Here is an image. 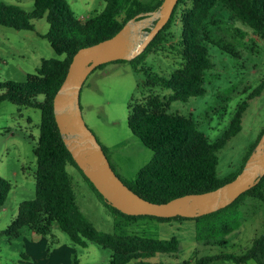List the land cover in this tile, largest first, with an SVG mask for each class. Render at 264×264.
Returning a JSON list of instances; mask_svg holds the SVG:
<instances>
[{
  "label": "trees",
  "instance_id": "obj_1",
  "mask_svg": "<svg viewBox=\"0 0 264 264\" xmlns=\"http://www.w3.org/2000/svg\"><path fill=\"white\" fill-rule=\"evenodd\" d=\"M162 1L105 0L102 10L82 18L75 13L68 0H35L31 11L25 10L20 4L0 0L2 25L16 29H35L33 19L45 17L49 29L44 37L59 55L43 58L36 71L29 73L25 81H0V90L3 91L0 93V102L9 100L41 111L40 134L34 147L37 161L36 195L33 199L20 202L16 217L1 231L2 234L18 237L21 229L27 226L45 235L52 233L56 226L66 232L74 244L86 247L89 242H96L110 248L113 253L109 264H129L133 260L137 263L164 264L145 259L159 252L176 254L180 250V239L175 235L160 238L99 230L76 201L73 180L67 170L68 164L75 165L80 170L99 200L113 215L127 221L144 217L160 221L195 219L197 240H205L210 244L225 243L220 237H225L240 225L236 214L240 202L246 197L251 196L264 203L262 176L255 186L243 192L231 204L201 216L127 214L104 198L67 148L55 118L53 99L66 77L74 54L81 47L114 35L127 20L141 12L157 9ZM219 2L264 39V0H179L169 21L143 52L131 60H114L128 61L137 73L144 75L138 85L169 91L167 95L152 91L144 100L132 99L129 103L128 125L154 154L134 179L123 181L136 193L151 201L164 202L186 193L208 191L232 180L241 171L264 132L263 129L238 172L219 176L218 152L230 137L241 130L242 118L249 102L244 100L239 103L229 128L216 140H211L192 116L170 111L172 102L187 101L206 92V72L214 66L208 54L210 43L223 42L222 45L219 44L220 47L238 55L234 45L222 37H213L208 30V20L214 15L213 9ZM181 4L180 66L169 74H161L151 67L141 66L147 54L167 39L168 30L178 17ZM104 65L105 63L98 67ZM263 87L264 81L249 97L259 95ZM103 148L107 153L106 148ZM111 165L117 172L112 162ZM117 174L119 175L118 172ZM11 188V182L0 176V207L4 205ZM216 235L220 237L215 238ZM218 260H232L237 264L254 260L258 264H264V230L242 253L218 252L198 257L193 263L184 260L178 264H209ZM77 263L78 259L75 258L74 264Z\"/></svg>",
  "mask_w": 264,
  "mask_h": 264
},
{
  "label": "rangeland",
  "instance_id": "obj_2",
  "mask_svg": "<svg viewBox=\"0 0 264 264\" xmlns=\"http://www.w3.org/2000/svg\"><path fill=\"white\" fill-rule=\"evenodd\" d=\"M20 4L25 10L34 9L35 0H4ZM155 2L157 0H145ZM75 13L82 18L93 15L105 6V0H68ZM178 17L168 30L167 39L153 48L141 66L151 67L161 74H169L182 62L180 49L181 20ZM208 20V30L234 45L235 55L215 41L208 45V54L214 66L206 72L202 95L187 101L172 102L170 111L192 116L199 128L211 139L222 137L240 102L249 105L242 118V128L230 137L218 152L219 176L238 172L249 150L264 129V87L259 95L250 94L264 81V39L238 19L224 4L219 2ZM35 29H16L0 24V81H25L29 73L36 71L43 58L58 57L44 34L49 29L45 17L33 19ZM144 78L128 61H110L94 69L85 80L81 90V106L87 125L106 148L107 156L120 177L126 181L136 177L138 171L153 157V150L135 135L128 125L129 103L133 99L142 101L152 91L167 95L168 90L149 89L138 85ZM3 91L0 90V93ZM40 109L17 105L9 100L0 102V176L8 179L12 188L0 207V264H45L56 258L61 264H109L112 250L96 242L88 246L74 244L68 234L58 227L52 233L36 234L25 226L18 237L2 234L18 213L23 200L36 195L37 168L34 147L40 134ZM72 176L77 203L84 214L101 231L119 234H137L147 237H171L180 239V250L176 254L159 252L145 261L178 264L184 260L194 262L196 258L218 252L242 253L253 239L264 230V203L248 196L238 206L236 216L240 225L225 237V241L213 244L196 238V220L185 219L160 221L142 218L127 221L113 215L99 200L80 170L67 165ZM39 236V237H38ZM41 238V247L38 242ZM39 252L28 253L38 248ZM129 264H145L135 263ZM209 264H237L232 260H218ZM244 264H258L250 260Z\"/></svg>",
  "mask_w": 264,
  "mask_h": 264
},
{
  "label": "water",
  "instance_id": "obj_3",
  "mask_svg": "<svg viewBox=\"0 0 264 264\" xmlns=\"http://www.w3.org/2000/svg\"><path fill=\"white\" fill-rule=\"evenodd\" d=\"M178 1L163 0L157 9L127 20L114 35L78 49L53 99L55 118L72 157L104 198L127 214L201 216L231 204L264 176L263 132L232 180L208 191L186 193L164 202L151 201L132 190L117 174L83 117L81 90L88 75L100 64L131 60L143 52L169 21Z\"/></svg>",
  "mask_w": 264,
  "mask_h": 264
},
{
  "label": "crops",
  "instance_id": "obj_4",
  "mask_svg": "<svg viewBox=\"0 0 264 264\" xmlns=\"http://www.w3.org/2000/svg\"><path fill=\"white\" fill-rule=\"evenodd\" d=\"M72 177V176H71ZM76 193V192H75ZM76 201H77V195H76ZM122 220V218H119V221L118 222H120ZM140 220H142V219H140ZM34 231V230H33ZM52 232H53V229H52ZM35 233H36V231H35ZM36 234H38V232L36 233ZM41 234V233H40ZM39 237V236H38ZM39 241L40 242H38L39 244L40 243H42V240H41V238L39 239ZM40 247H41V244H40ZM40 247H38L37 249L36 248H32V249H28V253L29 252H32L33 254H35V252H40L42 249L40 248ZM61 262V260L59 259H57L56 260V258H53V259H50V260H48V261H46V262H44L45 264H61L60 263ZM247 263V262H246ZM242 264H244V263H242Z\"/></svg>",
  "mask_w": 264,
  "mask_h": 264
}]
</instances>
